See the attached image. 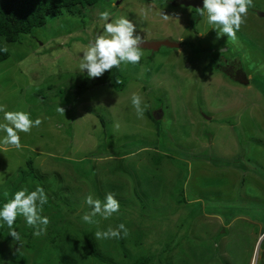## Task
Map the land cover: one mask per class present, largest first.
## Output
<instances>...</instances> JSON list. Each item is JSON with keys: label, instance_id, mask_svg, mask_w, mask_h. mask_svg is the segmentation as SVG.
I'll return each instance as SVG.
<instances>
[{"label": "rangeland", "instance_id": "374dc122", "mask_svg": "<svg viewBox=\"0 0 264 264\" xmlns=\"http://www.w3.org/2000/svg\"><path fill=\"white\" fill-rule=\"evenodd\" d=\"M183 1L190 0H100L80 16H48L29 36L3 44L9 57L0 63V104L43 123L21 133L20 149L0 145V204L22 187H43L50 223L34 237L18 217L20 245L0 226V264L263 263L264 93L253 81L264 82V0H254L236 41L218 38ZM104 10L127 15L144 42L180 48L141 49L140 64L118 68L120 92L96 86L78 69V48L102 31ZM226 62L246 71L248 85L226 76ZM133 93L148 106L143 119ZM109 192L119 213L84 223L85 196ZM207 214L233 220V231L222 239V219ZM119 223L127 237L95 238Z\"/></svg>", "mask_w": 264, "mask_h": 264}, {"label": "clouds", "instance_id": "9594fccd", "mask_svg": "<svg viewBox=\"0 0 264 264\" xmlns=\"http://www.w3.org/2000/svg\"><path fill=\"white\" fill-rule=\"evenodd\" d=\"M253 3L254 0H202V7L198 9L200 16L206 17L210 29L216 30L218 38L226 35L228 39L236 41L237 33L246 23ZM162 18L168 20L169 16L162 14ZM98 20L101 22L102 31L97 32L86 45L78 48L79 71L86 73L88 78H98L113 68L140 64L144 38L137 33V25L127 15L114 17L108 10L99 12ZM224 72L226 76L229 75ZM243 76L244 80H237L239 84H245L248 79L246 73ZM131 106L136 116L143 119L148 106L140 94L131 95ZM57 111L64 113L61 107ZM42 123L40 117L33 119L28 111L7 110L5 105L0 104V145L20 149L21 133L30 134ZM114 127L119 129L121 125L117 122ZM47 203L48 194L43 187H36L31 191L22 187L12 194L11 199L0 204V226L7 225L10 230L8 236L20 245L21 235L13 225L18 217H22L25 224L33 229L32 235L40 237L46 233L50 223L49 217L43 214ZM84 204L88 211L84 212L81 220L89 225L98 224L100 220H110L114 214L119 213L121 207L120 201L111 192L106 193L102 199L89 194L85 196ZM128 233L126 224L119 223L114 227L109 224L106 229L96 231L94 236L97 240L122 239Z\"/></svg>", "mask_w": 264, "mask_h": 264}, {"label": "trees", "instance_id": "16d2710c", "mask_svg": "<svg viewBox=\"0 0 264 264\" xmlns=\"http://www.w3.org/2000/svg\"><path fill=\"white\" fill-rule=\"evenodd\" d=\"M98 1L100 0H0V63L6 61L9 57L3 44H13L19 41L20 36H29L32 30L41 28L46 24L45 21L48 16H80L82 11L95 6ZM227 64L228 62L225 63L226 68L232 67ZM237 72L240 74L242 73L243 75L246 73V71L240 66ZM118 78V68H113L112 70L106 71L101 77L97 78L96 86L107 84L111 88L120 92L125 87V84H122L121 82L119 83V81L117 82ZM253 84L260 92L264 93L263 81H253ZM82 89L87 90L85 88ZM211 158L212 156L209 158L211 162H214ZM233 160H235V163ZM236 161H238L237 158L232 159V164H237ZM73 164L75 163L73 162ZM26 167L30 169V178L37 180L38 176L36 169L32 165L31 160L26 162ZM243 170L245 169L243 168ZM245 171L250 173L251 177L254 175L258 176L257 172H254L249 167ZM21 174L24 178L27 176L26 171H23V169L20 172V175ZM229 223L230 222L225 221V226L229 225ZM226 234L227 232L224 233V235ZM142 263L145 264L146 261H141L140 264ZM262 264H264V260Z\"/></svg>", "mask_w": 264, "mask_h": 264}, {"label": "water", "instance_id": "95a60500", "mask_svg": "<svg viewBox=\"0 0 264 264\" xmlns=\"http://www.w3.org/2000/svg\"><path fill=\"white\" fill-rule=\"evenodd\" d=\"M179 4H182L183 6L187 8H193L194 10L199 11L198 8L202 7V0H190V1H183ZM264 15V14H263ZM142 49L157 52L161 47H168V48H180V43H173L170 41H158V42H144L141 45ZM247 82H245L246 84Z\"/></svg>", "mask_w": 264, "mask_h": 264}, {"label": "crops", "instance_id": "0c3cea01", "mask_svg": "<svg viewBox=\"0 0 264 264\" xmlns=\"http://www.w3.org/2000/svg\"><path fill=\"white\" fill-rule=\"evenodd\" d=\"M248 82H249V80H248ZM99 159H100V158H99ZM210 216H211V215H210ZM212 217L222 219L221 217H217L216 215H212ZM232 221H233V220L230 221L229 225L225 226V222L222 220V221H221V226H220L221 229H224V231H226V232H228V230H230V229H231V231H233V230H232V227H233L232 224H233L234 222H232ZM259 223H260V222H259ZM246 225L258 226L259 229H260V227H261V229H263L262 226H261V224L252 223V222H249V221L246 222ZM256 230H257V228H256ZM236 231H237V230L234 229L233 234H235ZM263 232H264V229H263ZM225 236H226V235L223 234L222 239H225V238H226ZM263 236H264V235H263ZM223 237H224V238H223ZM263 239H264V237H263ZM222 243H223V242H222ZM219 246H223V244H219V243H218L217 247L220 248ZM221 248H222V247H221ZM227 254L229 255L228 252H227Z\"/></svg>", "mask_w": 264, "mask_h": 264}, {"label": "flooded vegetation", "instance_id": "af4514ba", "mask_svg": "<svg viewBox=\"0 0 264 264\" xmlns=\"http://www.w3.org/2000/svg\"><path fill=\"white\" fill-rule=\"evenodd\" d=\"M224 71H226L227 74H229V79L231 81H236L237 82V80L240 79V82H241L242 80H244L243 74L241 73V74L238 75V72H236L235 69H232V67H228L227 70L224 69Z\"/></svg>", "mask_w": 264, "mask_h": 264}, {"label": "bare ground", "instance_id": "6f19581e", "mask_svg": "<svg viewBox=\"0 0 264 264\" xmlns=\"http://www.w3.org/2000/svg\"><path fill=\"white\" fill-rule=\"evenodd\" d=\"M246 80H247V79H246ZM247 81H248V80H247ZM247 81H246V82H247ZM247 84H248V82H247Z\"/></svg>", "mask_w": 264, "mask_h": 264}]
</instances>
